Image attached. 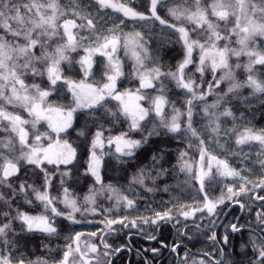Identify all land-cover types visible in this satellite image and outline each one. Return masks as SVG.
I'll use <instances>...</instances> for the list:
<instances>
[{
  "label": "snow or ice",
  "instance_id": "6c2138e0",
  "mask_svg": "<svg viewBox=\"0 0 264 264\" xmlns=\"http://www.w3.org/2000/svg\"><path fill=\"white\" fill-rule=\"evenodd\" d=\"M96 3L101 8L111 7L122 12L127 18L154 19L159 21L160 25L174 29L179 33V40L185 49L184 58L175 71L165 72L161 66L145 69L144 60L147 59V49L144 46L141 33L137 32L133 37H123L125 47L131 45L133 48L132 55L136 61L133 73L139 79V88L136 93L120 92L117 90V79L123 73L119 61L114 59L113 54L117 51L121 36L115 29H109L106 34L100 33L98 31V28L101 27L100 21L87 11V5H78L73 8L71 18H64L62 23H58L62 17L66 16V13L60 10L57 0H0V121L5 122L2 125L3 130L12 134L0 139V148L7 150L6 152L0 151V189H4V191H0V217H2L0 220V264H49L47 260L41 258L26 259L17 247L19 239H9L10 235L16 233L14 228L16 221L20 222L21 232L39 231L48 236L57 234V228L53 226L48 215L33 216L19 211L18 206L13 207L21 195L24 197L34 195L35 199L45 206V209L50 208L52 215L64 216L72 223H78L75 213L82 211L97 213L96 207L86 206L82 209L75 199L70 198L68 188L63 189L64 199L61 202L70 211L66 214L58 211L54 206L57 197L51 196L49 193V188L53 183V173L45 167V164L56 165L57 168L60 165H65L66 169L60 175L69 177L71 169L67 166L72 165L76 160L77 149L67 139H57L55 142L49 143L47 147H43L40 142L49 134L36 130L32 133L30 141V133L25 127L31 124L32 129H36V125L40 121L46 120L51 132H55L59 136L60 133H67L69 129L73 128L74 114L78 109L97 110L96 119L93 121L97 130L91 133L92 138L87 145L88 161L85 169V175L90 174L96 183H101L102 180L101 169L106 155L103 151L105 143L110 146L115 145L118 158L133 157L135 150L147 143L153 134H161L158 131L160 129L171 134L190 133L191 136L199 139L200 164L198 170L193 172L192 165L186 161L181 164L180 170L191 174V178L199 183L201 192H205L206 182L214 180L216 175L239 177L244 181L238 187L228 186L227 195H221L216 200L210 199L205 192L202 208L181 210L180 214L185 219L193 216L195 212L205 210L209 216H212L216 214L218 205L223 204L226 199L239 204L240 208L244 209L245 205L240 203L237 198L252 191L248 187V184L252 182L241 176L240 171L231 167L226 160L209 154L205 139L200 138L198 130L193 126V109L196 101L205 102L202 112L207 118L208 128L211 133L219 134L222 131L220 118L233 116L232 109L225 105L230 104L232 98L239 95L240 89L250 88L253 93L264 94V78L258 77L255 69L256 65L264 66V52L258 51L255 47L258 38H264V0H213L210 5V13L207 8L200 7V0H195L196 7L194 9L188 7L170 8L169 14L176 21H180V25L169 23L158 14V8L163 0H149L147 12L137 11L125 3L113 2V0H96ZM211 17L215 19L213 20ZM185 20L194 23L197 29L206 32L204 42L192 38L189 29L181 26ZM221 22L224 24L223 30H221ZM60 28L63 29V33L67 37L66 43L55 48L54 51H48L47 49L51 47L49 41L59 34ZM81 29H87L89 36L85 37L83 32L79 31ZM92 34L95 35L97 46L87 49L89 55L81 58L79 63L87 78L93 67L91 54L100 52L107 56L109 61L108 69L105 72L107 82L102 86H93L83 81L76 84L64 79L60 66L62 62H71L68 52L75 51L80 46L77 36H80L81 39H91ZM232 37H236L235 43L239 46L238 48L231 46ZM101 39L103 42L99 43ZM222 41L225 42L223 47L220 46ZM197 48L201 55L196 71L203 76L206 69L210 67L214 79L208 85L209 92L213 88L219 90L218 98L211 104L206 102L208 93L203 91L201 84L185 73L188 66L194 62L193 51ZM242 55L248 57V62L242 66L248 75L246 79L239 80L229 61L232 56L239 58ZM235 67L239 68L241 65L237 64ZM29 75L41 79L46 75L49 87H42L41 83L28 84L26 81ZM168 79L173 81L177 88L188 94L186 111L182 112L173 105L170 117L165 111L166 106L170 103L165 95L167 87L165 81ZM62 80L72 92L75 107L65 109L48 101V98L57 92L58 82ZM154 81L160 82V94L151 99L149 107H144L138 103V101L147 99L145 95L140 94L141 90L155 88ZM224 83L228 84L226 90L221 87ZM106 98L119 101L120 114L131 121L130 131L143 130L147 134L142 135L141 139H132L127 132H123L105 139V130L100 124L104 117L99 115L98 109L105 107ZM7 106H11L13 109H22L32 119H25L16 111H9ZM153 112L159 118V124L151 130L143 129L141 122L146 121ZM53 113L57 116L55 121L52 119ZM109 114L116 115V113ZM182 116H185L186 120L182 121ZM88 135L89 129L86 123L77 131V136L87 139ZM250 141H258L264 145V133L256 134L250 129H246L238 135L236 144L243 145ZM186 155L187 153L181 152L180 160L183 161ZM161 161L162 157L154 155L152 167L153 169L158 168L159 171L154 175L145 176L144 171L141 170L139 176L134 177V181L143 185L146 179H151L155 183L161 175L168 171ZM261 164L264 166V161H261ZM25 165L34 166L35 169H39L43 173L41 188L28 183L27 180L16 183L21 168ZM213 168H215V172H213ZM63 182L62 179L61 183L63 184ZM252 188L264 189V178L259 183L252 184ZM250 199L264 201V196L256 195ZM123 201L126 207H133V200L123 197ZM27 202L32 203V200L28 199ZM84 203L85 205H95V193L85 196ZM170 219H172L171 209L163 213L157 212L156 219L150 222L156 224L157 220ZM125 220L126 218L120 221L107 219L105 226L111 228L116 223L128 226L125 224ZM257 220L259 233L254 231L249 241L253 249V258L249 264H264V212L257 213ZM144 222L149 223L147 219ZM136 226V223L132 222L131 227ZM242 227L236 223L230 225L232 232H240ZM84 235V233L76 232L70 238L71 242L65 244L62 258L53 259L51 264H110L107 258L121 251V248L109 251L112 246L104 242L103 237H101L103 252L100 251L96 243L89 241H85L82 247L81 241L84 239ZM88 236L96 237L97 233L91 232L88 233ZM149 238L155 239L154 236ZM209 239L215 243L217 241L216 233L213 232ZM228 242L229 237L225 235L223 243L227 244ZM45 247L48 246L45 245ZM13 249L16 251L14 252ZM177 250L178 245H174L172 251L177 252ZM158 251L159 249H152L153 253ZM17 253H19L18 259ZM77 255L79 256L78 262L75 259ZM204 256H209V253L205 252ZM222 259L221 251V261H217L216 264H222ZM184 264H187L186 258ZM199 264H205V261L202 259Z\"/></svg>",
  "mask_w": 264,
  "mask_h": 264
},
{
  "label": "trees",
  "instance_id": "16d2710c",
  "mask_svg": "<svg viewBox=\"0 0 264 264\" xmlns=\"http://www.w3.org/2000/svg\"><path fill=\"white\" fill-rule=\"evenodd\" d=\"M60 5V10L66 13L58 23H62L64 18H71L73 8L87 5V11L100 21L101 27L98 31L106 34L109 29H115L120 36L128 37L135 36V33H141L144 46L147 49V59L144 60L145 69H151L156 66H161L162 70L175 71L178 64L182 62L185 49L182 42L179 40V33L174 29L160 25L159 21L154 19L149 20H134L127 18L122 12L115 9L101 8L96 0H57ZM113 2L125 3L129 7H133L137 11L147 12L149 0H113ZM213 0H200V7L207 8L211 12L210 5ZM188 7L194 9L196 7L195 0H163V3L158 8V14L166 19L169 23L180 25V21H176L170 14V8L183 9ZM113 19L115 23H110L108 19ZM215 19V18H213ZM123 21V23H121ZM181 26L189 29V34L192 38L204 42L206 32L200 34L194 30L190 31V22L185 20ZM230 27V25H229ZM224 29V24L221 22V30ZM85 33V37L89 36L87 29H81ZM95 35L92 34L91 39H80V46L75 51H69L71 62L61 63V75L65 79L73 81L85 80L95 85H100L106 81L105 72L108 69V64L103 57H99L101 61L96 60L95 67L92 68L90 75L86 78L81 69L79 61L86 46H93ZM236 37H232L231 46L235 47ZM124 41V40H123ZM66 43V38L63 29H59V34L49 41L51 47L48 51H54L55 48ZM225 42H220L223 47ZM258 51L264 52V38H258L255 45ZM198 50L193 51V64H190L185 70L187 76L194 78L197 83L201 84L204 92L208 93L206 102L211 104L218 98L217 89L213 88L209 92V83L213 81V73L210 67L206 69L203 76L196 71ZM121 53V52H120ZM120 65L123 75L117 79L118 91H137L139 88V79L133 73V65L128 57L122 56ZM230 64L234 68V73L239 80L246 79L248 73L242 67L246 64V56L242 55L239 58L231 57ZM240 64L241 67L236 68L235 65ZM256 74L258 77L264 78V66L256 65ZM218 78V76H217ZM28 84L41 83L42 87H49L46 75L33 78L28 76ZM167 87L165 95L170 103L166 106V113L170 117L172 114L173 105L179 108L182 112L186 111L187 93L176 87L175 83L170 79L165 81ZM155 88L142 89V95L147 99L140 101L144 107L150 106V101L159 93L160 82L154 81ZM224 90L228 84L224 83L221 86ZM48 101L54 105H59L65 109L75 107L73 102L72 92L68 85L62 81L58 82V90L48 98ZM105 107L99 108L98 113L104 117L100 121L105 130L104 136L107 139L109 136H115L123 132H127L132 139H141L142 135L147 133L143 130L130 131V119L120 114V105L118 101L106 98ZM205 102L196 101L194 111L193 126L198 130L199 136L206 141L207 151L211 155L217 156L219 159L226 160L229 165L238 171L241 176L245 177L252 183L248 187L252 189L247 195L238 197L240 203L245 205L241 209L239 204L225 200L223 204L218 205L216 214L209 216L205 210L203 212H195V214L187 219L181 215V210H192L202 208L205 192L212 200H216L221 195H227V187H238L243 183L239 177H220L215 176V179L206 182L205 192L200 191V185L191 174L180 170L181 164L187 162L192 165L195 172L194 164L200 155L199 139L191 136L190 133L182 132L180 134H171L161 132L160 135L153 134L148 142L135 150L133 157H119L113 146L104 145L103 151L104 162L101 169V183H96L94 177L90 174L85 175V169L88 161L87 145L91 140V133L97 130V126L93 124L96 119L97 110L78 109L74 114L73 128L67 133H60L59 136L55 132H51L48 123L45 120L40 121L36 125V129H32L31 124L26 125V129L30 133V141L32 133L38 130L41 133H48L47 138H42L40 144L46 147L49 143L57 139H67L74 148L77 149V158L72 165L67 166L71 169L69 177H61L60 173L66 169L65 165H47L45 167L53 173L52 187L49 188L51 196L57 197L54 206L58 211L65 214L70 211L61 202L64 199L63 189L68 188L69 196L78 202V205L84 207H96V214L90 212L75 213V219L78 223H72L64 218V216H54L51 214L50 208L45 209V206L35 199L34 195L29 197H21L17 200L14 208L18 206V210L26 212L29 215H48L53 226L57 228V234L48 236L45 233L21 232L20 222L16 221L14 228L16 233L10 235L9 239H19L17 247L23 253L26 259L35 260L37 258L45 259L51 264L53 259L59 260L62 258L65 244L70 243V238L76 232L84 233V239L81 241L83 247L85 241L96 243L101 252L104 251L101 243V237L104 242L109 243L112 251L116 248H121V251L114 253L109 258L110 264H184L185 258L187 264H199L203 259L205 264H216L221 261V251L223 253L222 264H249L253 258L252 245L249 242L253 232L259 233V222L257 213L264 212V201L250 199L256 195L264 196V189L252 188V184L259 183L264 178V166L261 161H264V148L260 146V164L259 170L256 169L243 171L239 168V160L242 153V145L236 144V139L239 134L246 129H250L253 133H264V94L253 93L250 88H242L239 95L234 96L231 103L225 105L233 111V116L221 117L220 127L222 131L219 134L211 133L208 128L207 118L204 116L202 109ZM9 111L20 113L25 119L31 120L26 112L22 109H13L7 106ZM109 113H116L115 116ZM182 121L186 120L185 116L181 117ZM5 122L0 121V139L6 138L11 133L5 132L2 125ZM87 123L89 135L78 137L77 131ZM143 129L151 130L159 124V118L154 112L141 122ZM248 144V143H246ZM250 144V143H249ZM19 147V146H17ZM0 151L7 150L0 148ZM99 153V149L97 150ZM181 152L187 153L180 160ZM162 157V163L167 173L161 175L155 183L151 179H146L141 185L134 181V177H138L141 170L145 176L154 175L159 169H153L152 157ZM213 172H215L213 170ZM63 179V184L61 180ZM16 180V178H14ZM27 180L28 183L41 188L43 185V173L34 166L25 165L21 168L19 179L16 183ZM152 190L149 191L148 189ZM168 190L165 191L164 189ZM4 191V189H0ZM95 193V205H85L84 197ZM123 197L133 200V207L125 206ZM31 199L32 203L27 200ZM171 209L172 219L157 220L156 224L150 221L156 219V213H163ZM15 215V212H13ZM125 220V224L116 223L107 228L105 226L107 219H115L117 221ZM145 219L149 223H145ZM2 220V217H0ZM132 220V221H130ZM132 222L136 223V227H131ZM236 223L242 227L240 232H232L230 225ZM96 232V237H89L88 233ZM217 235V241L214 243L209 239L212 233ZM227 235L229 242L223 243V237ZM155 237L150 239L149 237ZM45 245L48 247L46 248ZM178 245L177 252L172 251V247ZM159 249L157 253H153L152 249ZM15 252L16 250L13 249ZM209 253V256H204V253ZM79 258V256L77 255ZM19 253H17V259ZM79 260V259H78Z\"/></svg>",
  "mask_w": 264,
  "mask_h": 264
},
{
  "label": "rangeland",
  "instance_id": "374dc122",
  "mask_svg": "<svg viewBox=\"0 0 264 264\" xmlns=\"http://www.w3.org/2000/svg\"><path fill=\"white\" fill-rule=\"evenodd\" d=\"M68 1H71V0H65V2H68ZM212 19L214 17H211ZM110 23H115V21H113V19H108ZM214 20V19H213ZM78 23H80V21H77ZM190 31L191 30H194L195 32L199 33L200 34V37H204L203 35H201V33L203 31H201L200 29H197L196 28V25L194 23H191L190 22ZM74 31H77V30H74ZM81 31V30H79ZM83 32V31H81ZM83 35L85 36V33L83 32ZM127 36V34L124 35V37ZM66 40H67V37L65 36ZM77 39L80 40L81 37L80 36H77ZM123 37L121 36V41H120V44L117 48V51L113 54V57L115 60H118L119 63H120V59L122 58V56H125V57H128L130 59V61L132 62V65H133V69H134V65L136 63L135 61V58L134 56L132 55V51H133V48L131 45H129L128 47H125V43L123 41ZM94 44H92L93 46H86L84 48V52L82 53L81 55V58L83 57H86L89 55V52L87 51V49L89 48H95L97 46V41H96V38L94 37V40H93ZM102 39L99 41V43H102ZM235 47H239L238 45L235 46ZM121 52V53H120ZM198 60H197V67L199 66V58H200V55H201V52L200 50H198ZM246 56V55H245ZM103 57L104 60L106 61L107 64H109V61H108V57L105 56V55H102L100 52H93L91 54V58H92V65L93 67H95V63H96V60L98 59V61H101L100 58ZM234 57V56H232ZM80 58V59H81ZM248 62V57L246 56V63ZM121 64V63H120ZM92 67V68H93ZM85 76V75H84ZM65 79V78H64ZM66 80H69V81H72L76 84H80L82 81L86 84H91L93 86H102L103 83L107 82V81H104V82H101L100 85H95V84H92L90 82H87L85 80H78V81H73V80H70V79H66ZM69 88V87H68ZM120 92H130V91H120ZM132 93H136V91L132 92ZM119 103V101H118ZM138 103H140V101H138ZM52 119L53 121H55L57 119V116L55 113L52 114ZM46 121V120H45ZM48 123V121H46ZM55 142V141H54ZM53 143V142H52ZM250 143V144H249ZM259 142L258 141H250L248 142V144H243L242 145V153H241V156H240V160H239V168L242 169L243 171H248V170H253V169H256L257 171L259 170L258 166L260 164V146L264 148V145H261L259 146ZM105 145H108L107 143H105ZM114 150H115V145H112ZM47 147V146H46ZM199 164H200V155L198 156L197 160H196V163L194 164V168L195 170H198V167H199ZM193 167V166H192ZM213 170L215 171V168H213ZM132 221V220H130ZM76 261L78 262L79 258L76 256Z\"/></svg>",
  "mask_w": 264,
  "mask_h": 264
}]
</instances>
